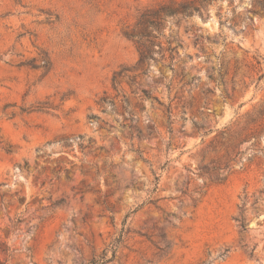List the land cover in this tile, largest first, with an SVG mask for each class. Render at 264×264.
<instances>
[{
  "label": "rangeland",
  "instance_id": "374dc122",
  "mask_svg": "<svg viewBox=\"0 0 264 264\" xmlns=\"http://www.w3.org/2000/svg\"><path fill=\"white\" fill-rule=\"evenodd\" d=\"M184 1L0 0V264H87L137 207L108 264H264V0ZM111 161L114 218L78 192Z\"/></svg>",
  "mask_w": 264,
  "mask_h": 264
},
{
  "label": "trees",
  "instance_id": "16d2710c",
  "mask_svg": "<svg viewBox=\"0 0 264 264\" xmlns=\"http://www.w3.org/2000/svg\"><path fill=\"white\" fill-rule=\"evenodd\" d=\"M214 0H189V1H184L182 3H180L178 6L176 7H168V6H162V10L167 14L172 16L175 19H178L179 21L185 18H190L194 15H199L202 19L205 18L206 16V10L208 8V6L213 2ZM260 1V0H259ZM259 4H261V7L264 9V1H260ZM208 37V36H207ZM144 56L143 54L141 55V59H143ZM49 64V61L46 59L44 61V67L47 68ZM230 64H228L226 66L225 62L222 61L219 72H220V76L223 75V73L228 74L230 71ZM227 67V68H226ZM226 68V69H225ZM226 70V71H225ZM111 106L113 108V111H115L116 113H119L122 118H123V123L122 126L123 127H130L131 123L135 120L136 118V112L135 109L133 107L132 102L129 99H126V104L122 105V110H120L119 106L117 105L116 102L114 101H110ZM104 110H107V107H104ZM259 112L261 114H263L262 116H264V111L263 108H261L259 110ZM91 117L96 118V119H100V117L96 114H92ZM169 128L170 131L172 132V128H171V120L169 117ZM202 128V127H201ZM77 138H80L81 140H83L85 138V135L80 134L77 136ZM71 137H64L62 138L59 142H62L64 144V146H71L72 145V141H71ZM88 141V145L87 146H83V144L81 143V146L86 148V147H92V144L94 142V139L92 137H89L87 139ZM94 150H99V151H103L104 150V146H99L97 148H95ZM134 151H136L138 153V157L142 160L145 161V158L143 156L142 151L138 150V149H133ZM229 160V159H228ZM227 160V161H228ZM212 163H214V165L212 166V168L210 170L213 171H218V170H222L223 168H228V163L225 162V167H221L222 161L221 159H213ZM113 161H111L110 163L104 162L101 165H99L97 162L92 163V168L94 169L93 172H91L89 169L85 170V173H92L93 176L95 178L100 179L99 184L97 185L99 188H96L97 186L95 185H91L89 184H85L83 182V185L80 186L78 188V192L81 193V196L84 197V195L87 192H96L100 194V197H103L102 203L105 205L106 210H108L111 214H112V218H114V208L115 206L110 203L108 201V197L109 195H111L110 193H103L102 192V180L101 177H104V183L106 185H111L109 183V178L110 177H115L116 174L112 173V169H113ZM115 167V165H114ZM227 176L220 174L217 175V179L220 181H224L226 180ZM159 176L155 177V184L154 187L150 190L151 193H154L157 191L158 189V184H159ZM116 181L114 180L113 183H115ZM261 192H263V190H261ZM103 193V194H101ZM247 194H245L242 198L243 203L242 206L245 204V202L247 201ZM153 199L150 198V201H152ZM66 202L65 198H60L57 199L55 201H52L50 204V207H56L58 205H62ZM139 209V207H137L136 209H134L133 211H130L126 214L124 222H123V228L121 229L119 235L117 238H115L110 245H108L106 248L103 249V251L97 255L94 256L87 264H108L111 263L113 261H115L117 259V257L119 258V261H121V256H118V252L121 249V245L124 241V237L126 234V224H127V220L128 217L132 214L135 213L137 210ZM236 220L239 223V226L241 227L242 231H246L247 230V223L245 222L243 216L240 215V217L236 218ZM22 219L21 217L17 216L15 217V219L12 221V224L14 227H16L18 225L19 222H21ZM9 248L5 247L2 249L3 252L8 253ZM205 264H211V261H206Z\"/></svg>",
  "mask_w": 264,
  "mask_h": 264
}]
</instances>
